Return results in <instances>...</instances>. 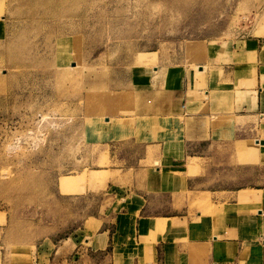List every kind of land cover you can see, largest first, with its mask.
Listing matches in <instances>:
<instances>
[{
  "label": "rangeland",
  "instance_id": "rangeland-1",
  "mask_svg": "<svg viewBox=\"0 0 264 264\" xmlns=\"http://www.w3.org/2000/svg\"><path fill=\"white\" fill-rule=\"evenodd\" d=\"M251 36L264 0H0V264H39L40 247L49 264L53 244L93 236L115 188L159 166L124 140L176 123L133 116L134 75ZM179 197L190 215L214 208Z\"/></svg>",
  "mask_w": 264,
  "mask_h": 264
},
{
  "label": "crops",
  "instance_id": "crops-1",
  "mask_svg": "<svg viewBox=\"0 0 264 264\" xmlns=\"http://www.w3.org/2000/svg\"><path fill=\"white\" fill-rule=\"evenodd\" d=\"M213 49L196 66L134 75L133 116L176 123L124 140L159 166L115 188L93 236L53 244L49 264H264V36ZM189 193L214 208L190 215Z\"/></svg>",
  "mask_w": 264,
  "mask_h": 264
},
{
  "label": "bare ground",
  "instance_id": "bare-ground-1",
  "mask_svg": "<svg viewBox=\"0 0 264 264\" xmlns=\"http://www.w3.org/2000/svg\"><path fill=\"white\" fill-rule=\"evenodd\" d=\"M65 183H67V182H65ZM246 194H247V193H243V194H242V197H245V196H247Z\"/></svg>",
  "mask_w": 264,
  "mask_h": 264
}]
</instances>
